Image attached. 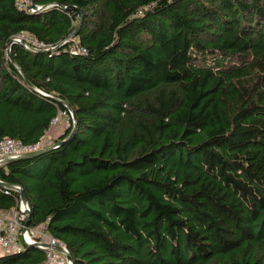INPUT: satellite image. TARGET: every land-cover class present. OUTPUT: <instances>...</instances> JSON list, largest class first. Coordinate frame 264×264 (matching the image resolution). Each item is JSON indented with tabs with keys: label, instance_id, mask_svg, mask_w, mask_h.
Segmentation results:
<instances>
[{
	"label": "trees",
	"instance_id": "obj_1",
	"mask_svg": "<svg viewBox=\"0 0 264 264\" xmlns=\"http://www.w3.org/2000/svg\"><path fill=\"white\" fill-rule=\"evenodd\" d=\"M34 1L0 0V140L36 143L64 110L76 127L0 166L29 227L74 264H264V0ZM21 31L58 47L14 43L17 67ZM19 200L0 185V210Z\"/></svg>",
	"mask_w": 264,
	"mask_h": 264
},
{
	"label": "built area",
	"instance_id": "obj_2",
	"mask_svg": "<svg viewBox=\"0 0 264 264\" xmlns=\"http://www.w3.org/2000/svg\"><path fill=\"white\" fill-rule=\"evenodd\" d=\"M32 2L33 0H17V5L20 9L31 12L39 11V9L32 7ZM13 39H15L17 43L33 50L50 48L52 51L58 47L48 45L44 41L36 39L26 31H21L14 36ZM67 41L68 40H65L61 43V46ZM70 50L73 53H88L87 48L79 45H73ZM64 117H67L69 120L67 128L70 127L71 121L74 118L73 112L71 110H64L59 111L58 115L52 120L51 128L59 126ZM51 145H53V140L47 133L36 143H25L22 140L11 137L2 138L0 140V166L2 165L1 161L6 157H16L23 153L36 151ZM13 190L18 191L17 189ZM30 211L31 208L29 204L24 203L21 198L16 207L8 210H0V256L10 253H21L24 251L26 245H35L43 249L46 255L43 261L36 264H71V261L67 257L69 254L68 247L63 241L50 235L45 225H40L39 227H26V221ZM24 229L26 230L24 231ZM44 242L49 243L50 246L44 245ZM54 246H60L62 249H55Z\"/></svg>",
	"mask_w": 264,
	"mask_h": 264
},
{
	"label": "water",
	"instance_id": "obj_3",
	"mask_svg": "<svg viewBox=\"0 0 264 264\" xmlns=\"http://www.w3.org/2000/svg\"><path fill=\"white\" fill-rule=\"evenodd\" d=\"M32 7L35 8V9H39V10H42V9L46 8L45 6H41V7L38 6L37 3H36L34 0H33V2H32ZM65 7L67 8V6H65ZM81 25H82V20H81L80 23L75 27L74 31L72 32V34H70L69 38H70L71 36L76 35V34L78 33V31H79ZM14 43H17V41H16L15 39H12V40L9 42V44H8V50H7V54H8V56L11 58V61H12L17 67H19L18 64H17V62H16V60H15V59L12 57V55H11V47H12V45H13ZM38 51H41V52H50L51 49L48 48V49H42V50H38ZM28 84H29L31 87L35 88L36 90L40 91L39 89H37L36 87H34V85H33L30 81H28ZM55 100H56V101H59V102H61V103H63V104L66 105L67 107H69V105H68L65 101H63V100H61V99H59V98H55ZM75 127H76V119H75V117H74V130H75ZM74 130L72 131V133L74 132ZM72 133H71V134H72ZM63 142H64V141H60L59 143H55V144H53V145H51V146L44 147V148L38 149V150H36V151L26 152V153H23V154L18 155V156H16V157H6V158H4L1 162H2V164H4V163H8V162L15 161V160L26 159V158H31V157H34V156H38V155H40V154H43V153H45V152H48V151L52 150L53 148L57 147L58 145H61ZM0 185H1L2 187H5V188H11V189L13 188V189H17V190L19 191V193H20V198H21V200H22L24 203H28L27 197H26V195H25L24 190L22 189V187L17 186V185H13V184H9V183H6V182H4V181H0ZM30 213H31V211L29 212V216H28V219H27V221H26V227L29 226ZM25 230H26V229H24V231H25ZM43 244L46 245V246H48V247L50 246V244L47 243V242H44ZM34 246H35V245H34ZM54 248H55V249H58V250L62 249V247H60V246H54ZM67 257H68V259L71 261V264H74L73 257L71 256L70 253L67 255Z\"/></svg>",
	"mask_w": 264,
	"mask_h": 264
},
{
	"label": "rangeland",
	"instance_id": "obj_4",
	"mask_svg": "<svg viewBox=\"0 0 264 264\" xmlns=\"http://www.w3.org/2000/svg\"><path fill=\"white\" fill-rule=\"evenodd\" d=\"M69 123V120L67 119V117H64V119L61 121V127H59L60 129H58V126L57 127H55V128H53L54 130H55V132H60V131H62L61 133L63 134V132L66 130V128H67V124ZM50 137V136H49ZM59 137V136H58ZM57 137V138H58ZM52 139V138H51ZM53 141L55 140V139H52Z\"/></svg>",
	"mask_w": 264,
	"mask_h": 264
},
{
	"label": "crops",
	"instance_id": "obj_5",
	"mask_svg": "<svg viewBox=\"0 0 264 264\" xmlns=\"http://www.w3.org/2000/svg\"><path fill=\"white\" fill-rule=\"evenodd\" d=\"M59 127H61V125L58 126V129H60ZM62 131H60L59 133L58 132H55V130L53 128H51L47 134L50 136V138L52 139H57L58 136H60L62 133ZM59 138V137H58Z\"/></svg>",
	"mask_w": 264,
	"mask_h": 264
}]
</instances>
